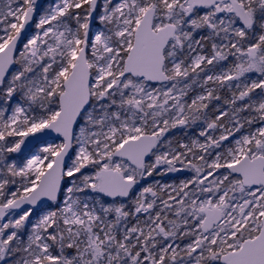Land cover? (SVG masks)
<instances>
[{
    "label": "snow or ice",
    "instance_id": "obj_1",
    "mask_svg": "<svg viewBox=\"0 0 264 264\" xmlns=\"http://www.w3.org/2000/svg\"><path fill=\"white\" fill-rule=\"evenodd\" d=\"M37 14L0 0V264H264V0Z\"/></svg>",
    "mask_w": 264,
    "mask_h": 264
},
{
    "label": "rangeland",
    "instance_id": "obj_2",
    "mask_svg": "<svg viewBox=\"0 0 264 264\" xmlns=\"http://www.w3.org/2000/svg\"><path fill=\"white\" fill-rule=\"evenodd\" d=\"M58 2H59V0H46V2L42 6V9L44 7H47L48 5H53L54 6ZM37 19H38V17H37ZM257 91H259V90H257ZM223 94H226V93L222 92V95ZM221 103H222V101H221ZM215 104H216V102L213 101L212 104L210 105V110ZM198 131H199V128L194 126L193 128L187 130L188 136L189 137L196 136ZM170 135L173 138H175L177 136H181L182 133L178 132L177 130H173V132ZM48 142L59 143V142H61V139L60 138H53L52 140H50ZM185 142H187V139H185ZM42 146H43V144H40L39 146H37L34 150L31 151V154H38L39 153V149ZM26 158H25V162H26ZM190 175H191V173L189 171H180V172H177V173H169V174L164 175V176H159V175H155L154 174L153 177H151L148 180L144 181V183H152L153 180H159L161 183H173V182H178L181 179L188 178V177H190ZM33 219H35V217H33Z\"/></svg>",
    "mask_w": 264,
    "mask_h": 264
},
{
    "label": "water",
    "instance_id": "obj_3",
    "mask_svg": "<svg viewBox=\"0 0 264 264\" xmlns=\"http://www.w3.org/2000/svg\"><path fill=\"white\" fill-rule=\"evenodd\" d=\"M46 0H37V10H38V14L41 12L42 10V6L45 3ZM37 14V17H38ZM36 17V18H37ZM34 27V26H33ZM53 138H58L57 134L52 133L46 137H43L42 139L46 140L47 142L52 140ZM38 139H40V135L38 134L37 138H29V144L28 147L25 149V152L27 153L29 150L32 151L33 149H35L38 145L42 144L38 142ZM61 139V138H60ZM33 145H35V147H33Z\"/></svg>",
    "mask_w": 264,
    "mask_h": 264
}]
</instances>
